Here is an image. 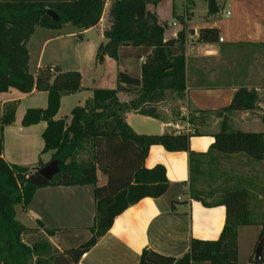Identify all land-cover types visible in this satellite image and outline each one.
<instances>
[{
    "label": "trees",
    "instance_id": "16d2710c",
    "mask_svg": "<svg viewBox=\"0 0 264 264\" xmlns=\"http://www.w3.org/2000/svg\"><path fill=\"white\" fill-rule=\"evenodd\" d=\"M163 1L168 0L115 1L111 12L113 26L106 33L109 43L100 47L98 59L109 55L120 61L128 48L138 50V57L151 52L153 57L143 66L142 78L121 71L118 90L95 91L85 107L74 108L68 123L67 119L56 120L55 117L64 96L83 90L81 73L48 66L36 77L32 76L27 45L37 26L57 28L71 24L82 31L96 27L103 18L107 0H0V94L13 90L23 95L35 90L48 94L47 108L29 109L23 119L25 128L47 123L43 154L52 152V161L60 160L61 167L58 180H52L47 186H94L96 200L95 222L89 230L91 238L82 246L61 253L54 250L47 239L32 245L25 242V237L35 230L17 221L16 207L28 208L36 191L44 187L31 185L30 178L45 164L40 161L32 171L8 163L3 157L4 136L0 134V264H79L83 254L97 245L119 216L144 199H159L168 192L170 182L165 167H145L153 146H162L170 153L190 154L191 193L193 198H200L197 184L206 174L202 162L206 155L194 153L190 147L191 138L200 135L198 131L182 135H137L125 119L133 112L159 118L143 105L148 100L163 98L167 90L180 97L186 91L187 33L182 31L177 38L165 41L168 25H161L157 14L148 10L149 5L157 6ZM208 8L209 15L221 11L217 0H208ZM48 10L57 13L60 22H54ZM219 41V30H200V43ZM124 86L127 92L137 95L129 104L121 103L118 98ZM254 101L253 91L241 89L227 108L219 112L197 111L190 116L189 122L196 126L200 118L212 115L222 118L221 131L215 135L210 153L242 154L261 161L264 159V134L232 131L227 116L234 111L252 109L250 104ZM16 112L17 104L6 107L3 129L14 124ZM84 150L90 151L89 161H80L77 157ZM99 174L106 177L104 185H99ZM249 199L247 189L228 184L217 201L204 203L206 207L225 206L227 209L226 224L218 240H192L189 252L181 259L145 250L141 264H239L238 229L254 225ZM258 225L263 229L257 245L264 239V218ZM46 234L58 239L59 233L47 231ZM250 264H254L253 258Z\"/></svg>",
    "mask_w": 264,
    "mask_h": 264
},
{
    "label": "crops",
    "instance_id": "0c3cea01",
    "mask_svg": "<svg viewBox=\"0 0 264 264\" xmlns=\"http://www.w3.org/2000/svg\"><path fill=\"white\" fill-rule=\"evenodd\" d=\"M174 1H163L157 6L149 5L148 10L157 14L161 25H168L165 41L177 38L182 31L187 33L186 91L175 103L179 108L174 112L170 105L159 107L158 113L153 111L159 118L133 112L127 114L125 119L137 135H182L188 134L186 131L190 129L194 133L198 131L200 135L191 138L190 147L192 152L206 155L202 159L206 174L197 184L198 191H201L200 198H193L191 193L190 154L170 153L162 146H153L145 167H165L170 182L168 192L159 199H144L119 216L111 230L95 247L85 253L87 256L81 257L79 264H141L145 250L181 259L189 252L192 240H218L226 224L227 209L225 206L204 205L217 201L222 193L223 189L215 188L218 182L222 181L224 188L230 184L247 189L252 211L256 212V205L264 199V159L255 161L242 154L222 156L210 153L216 141L215 135L221 131L222 118L213 115L200 118L196 126L189 122L190 116L197 111L219 112L227 108L236 93L245 89L254 92L256 101L250 104V110L234 111L227 115L230 129L243 133L264 134V0H223V5L217 0L221 11L216 15H209L208 0H185L184 13L174 12L173 23H177L176 27H173L169 20L162 18L163 3ZM202 1L206 6L201 14H196L197 6ZM178 20L183 25L177 22ZM102 21L90 30L82 31L77 28V33L70 34V38H78L75 43L76 57L73 68L45 63L44 50L52 39L44 44L37 75L41 69L50 66L60 68L64 72L76 71L83 77V90L62 98L56 120L67 119L68 123L71 122L72 116L63 118L61 115L66 100H71L67 102L74 108L85 107L87 102L93 99L95 91L118 90V75L121 71L137 78L143 77V66L148 63L151 53L138 57V50L128 48L124 50L126 56L120 61L109 55L104 56L102 60L98 59L100 47L109 43L104 29L101 28ZM174 28L177 29L173 30ZM202 29L219 30L220 41L211 44L200 43L199 32ZM126 89L124 86L118 95L123 104L137 99L136 94L127 92ZM43 94L47 93L35 90L30 96ZM26 99L27 96L18 98L10 95L1 100V119L8 105L17 104L14 124L3 129L4 141L7 135L31 140L40 135L44 142L46 122L29 128L23 126V119L29 109L23 110L21 103ZM150 101L148 100L143 108L149 110L148 106L152 105ZM164 101H158L157 105ZM177 127L185 130H178ZM51 154L53 155L52 152ZM3 157L12 165L29 168L26 161L14 159L10 154H6L5 146ZM40 161L46 165L52 161V157L47 160L41 157ZM40 161L34 164L33 169L39 166ZM100 180L102 185L106 183L105 176L102 175ZM90 187L92 186L39 188L28 208L21 206L19 211L18 206L16 207V219L28 229L41 230L40 233L50 242L57 238L48 237L47 231H56L58 234L63 230H85L86 235L81 242L73 246H58L61 253L64 248L69 250L72 247H80L90 240L91 233L88 229H91L95 222V188L92 190ZM40 222L44 226H41ZM257 242L249 250L248 264L252 258L254 262Z\"/></svg>",
    "mask_w": 264,
    "mask_h": 264
},
{
    "label": "rangeland",
    "instance_id": "374dc122",
    "mask_svg": "<svg viewBox=\"0 0 264 264\" xmlns=\"http://www.w3.org/2000/svg\"><path fill=\"white\" fill-rule=\"evenodd\" d=\"M116 0H107L105 12L103 15V21L101 23L102 29H104L105 34L111 30L113 26V17H112V7L114 5ZM190 1V0H189ZM221 1V4L223 5V0ZM186 6L185 0H175L174 3H163L162 5V18L164 20H169L173 23L175 20L174 12L177 14H183L184 9ZM204 1L198 4L197 6V13L201 14L205 7ZM182 24L181 21H177ZM183 25V24H182ZM177 28H174L173 30H176ZM37 30V31H36ZM34 35L30 38L27 49L29 50V56H30V74L34 77H36L38 73V63L40 61V56L42 51L44 50V44L47 40L52 41L46 46L44 52H45V63H54L55 65H62L64 67H70L73 68L75 66V55H76V47L75 43L78 39H72L70 38V34L74 32H78V29L74 27L71 24H63L57 28H46L37 26L35 28ZM153 54L151 52L149 58H152ZM150 59H148L149 62ZM166 95L157 100H151L152 105L150 104L148 107V111H159V107H163L165 105H170L172 111L176 112L177 108H179L178 104H175L180 97L176 92H173L171 90H167ZM12 96V97H26L27 99L24 100L21 103V108L24 109H43L45 106L48 105V96L47 94L39 95L36 97L30 96V95H23L20 92L13 90L11 93L7 94H0V102L1 100L6 96ZM119 98V97H118ZM161 100H165L164 103L161 105H157ZM66 100V104L62 108L61 115L63 118L71 116V112L73 110V105L68 104ZM120 101V100H119ZM159 101V102H158ZM174 102V103H173ZM10 105H16V103H12ZM6 110V109H5ZM162 111V110H160ZM163 112V111H162ZM0 134H3L4 138V130L2 126V119H1V111H0ZM42 137L39 135L38 137H34L33 140L31 139H22L20 136L16 137L15 135H7V138L5 139V150L6 154H10L14 159L17 160H24L29 164V168L33 171L34 164L36 165L40 158L43 157L44 159H50L52 157L51 153L43 154L44 150V142L41 140ZM78 159L80 161H89L90 160V151H80L78 154ZM51 162V161H50ZM38 166V165H37ZM99 185H102V182L100 180V177L102 176L99 174ZM234 175V174H233ZM55 181L58 180V175L53 179ZM223 180V179H222ZM222 183V184H221ZM218 189H223L224 187L223 182L216 183ZM92 190L95 187H90ZM21 206H18V209L20 211ZM254 212L251 215V221L254 223V225L250 226H243L239 229V243H238V251H239V264H248L249 261V250L251 247L258 241L261 233H262V226L258 225L259 222L263 221L264 218V199L260 201L259 204L256 205V212ZM90 230V229H88ZM41 230H35L34 233L28 235L25 237V242L29 244H35L37 242L43 241V239L46 240V236L44 234L40 233ZM85 231V230H84ZM80 230V231H70V230H63L60 231L58 234V239H53L52 242H49L53 245L54 250H59L58 246L61 245H70L73 246L75 243L81 242L84 235L86 233ZM44 237V238H43ZM64 252L66 249H62ZM60 251V250H59ZM54 251H51V254H54Z\"/></svg>",
    "mask_w": 264,
    "mask_h": 264
},
{
    "label": "water",
    "instance_id": "95a60500",
    "mask_svg": "<svg viewBox=\"0 0 264 264\" xmlns=\"http://www.w3.org/2000/svg\"><path fill=\"white\" fill-rule=\"evenodd\" d=\"M49 16L54 22H60V16L52 10H48ZM61 173L60 160H53L46 164L37 175L30 178L33 186H47L57 175ZM264 239L259 242L255 252L254 264H264Z\"/></svg>",
    "mask_w": 264,
    "mask_h": 264
},
{
    "label": "built area",
    "instance_id": "2783aa9c",
    "mask_svg": "<svg viewBox=\"0 0 264 264\" xmlns=\"http://www.w3.org/2000/svg\"><path fill=\"white\" fill-rule=\"evenodd\" d=\"M173 25V27H176L177 26V23H173L172 24ZM177 129L178 130H185V129H183V128H181V127H177ZM188 134H193L194 133V131H192V129H190L189 131H186ZM87 256V254H84L83 255V257H86Z\"/></svg>",
    "mask_w": 264,
    "mask_h": 264
}]
</instances>
